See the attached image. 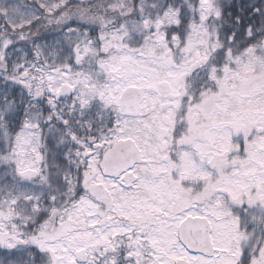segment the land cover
Returning <instances> with one entry per match:
<instances>
[{
    "label": "snow or ice",
    "instance_id": "6c2138e0",
    "mask_svg": "<svg viewBox=\"0 0 264 264\" xmlns=\"http://www.w3.org/2000/svg\"><path fill=\"white\" fill-rule=\"evenodd\" d=\"M0 264H264V0H0Z\"/></svg>",
    "mask_w": 264,
    "mask_h": 264
}]
</instances>
